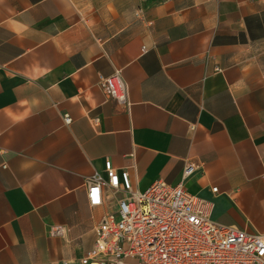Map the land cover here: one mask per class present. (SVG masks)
<instances>
[{
  "label": "crops",
  "instance_id": "0c3cea01",
  "mask_svg": "<svg viewBox=\"0 0 264 264\" xmlns=\"http://www.w3.org/2000/svg\"><path fill=\"white\" fill-rule=\"evenodd\" d=\"M106 160L138 190L193 163L211 219L264 233V0H0V264H81Z\"/></svg>",
  "mask_w": 264,
  "mask_h": 264
},
{
  "label": "built area",
  "instance_id": "2783aa9c",
  "mask_svg": "<svg viewBox=\"0 0 264 264\" xmlns=\"http://www.w3.org/2000/svg\"><path fill=\"white\" fill-rule=\"evenodd\" d=\"M120 71L100 76L108 97L127 104V85ZM68 123L71 117L63 115ZM96 120V119H95ZM196 166L185 162L180 180H154L138 190L127 170L104 163L105 178L93 173L86 180L89 204L102 201L104 184L123 196L115 213H106L94 228L95 240L81 264H264V233L249 232L210 218L212 203L190 193L183 180ZM217 187H212L216 192ZM51 233H61L54 226Z\"/></svg>",
  "mask_w": 264,
  "mask_h": 264
}]
</instances>
